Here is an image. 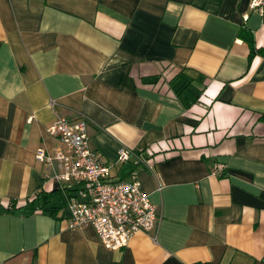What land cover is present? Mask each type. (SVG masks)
Listing matches in <instances>:
<instances>
[{
  "label": "crops",
  "instance_id": "crops-1",
  "mask_svg": "<svg viewBox=\"0 0 264 264\" xmlns=\"http://www.w3.org/2000/svg\"><path fill=\"white\" fill-rule=\"evenodd\" d=\"M250 1L0 0V264H264V55L246 41L264 48V12ZM59 117L86 122L109 180H140L153 230L115 250L69 225L84 185L35 157L63 147Z\"/></svg>",
  "mask_w": 264,
  "mask_h": 264
},
{
  "label": "built area",
  "instance_id": "built-area-1",
  "mask_svg": "<svg viewBox=\"0 0 264 264\" xmlns=\"http://www.w3.org/2000/svg\"><path fill=\"white\" fill-rule=\"evenodd\" d=\"M249 7L262 13L264 0H251ZM48 131L63 147H57L52 155L40 148L35 153L36 159L41 162L56 159L62 170L57 178L81 182L84 196H87L85 201L68 204L70 226L92 224L105 246L115 250L125 247L136 232L154 229L157 209L142 190L140 180L136 177L125 181L108 179L109 166L101 161L98 151L88 146L84 120L70 122L59 117L50 124ZM131 156L144 163L143 157L135 151H119L121 160Z\"/></svg>",
  "mask_w": 264,
  "mask_h": 264
},
{
  "label": "trees",
  "instance_id": "trees-1",
  "mask_svg": "<svg viewBox=\"0 0 264 264\" xmlns=\"http://www.w3.org/2000/svg\"><path fill=\"white\" fill-rule=\"evenodd\" d=\"M247 43H248V46H249V58L252 57V55L255 53V52H258L259 54L261 55H264V48H256L255 47V44H254V41L251 37H248L246 39ZM193 79V78H191ZM171 83L175 86H177L178 84H180L179 88H177L176 90L177 91H180L181 89H183L184 87L186 88L188 83H190V80H187L185 78V74H179L177 77L173 78L171 80ZM261 120H264V115L261 116Z\"/></svg>",
  "mask_w": 264,
  "mask_h": 264
}]
</instances>
